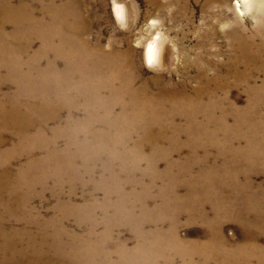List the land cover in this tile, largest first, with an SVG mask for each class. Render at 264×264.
I'll list each match as a JSON object with an SVG mask.
<instances>
[{
    "label": "bare ground",
    "instance_id": "6f19581e",
    "mask_svg": "<svg viewBox=\"0 0 264 264\" xmlns=\"http://www.w3.org/2000/svg\"><path fill=\"white\" fill-rule=\"evenodd\" d=\"M241 2L244 12L256 2L264 4L262 0ZM61 5L57 11L44 5L45 15L38 18L24 5L0 4V72L5 71L0 74V84L14 87L11 93L0 95V264H139L125 257L144 251L151 255L149 264H156L157 257H162L164 264L177 260L180 264H196V257L202 259L197 264L208 260L213 264H264V245L257 243L259 234L264 233V188L247 174L258 166L264 172V128L254 120L257 105L251 97L261 88L246 85L249 101L244 108L230 103L225 106V98L219 99L208 90L203 101L201 93L206 92L202 87L193 94L164 87L149 92L146 81L136 85L131 47L119 51L113 46L107 51L92 45L84 37L88 31L80 24V12L68 8V2ZM113 10L119 22L125 23L124 9L114 4ZM7 23L13 26L8 34L4 30ZM36 40L39 46L32 50ZM143 50L146 66L165 65L166 50L159 34ZM255 59L249 58L246 64L259 63L256 69H264V58ZM238 75L236 78H244ZM158 78L154 75L151 81ZM242 82L246 84V80ZM7 134L15 142L11 148L2 149ZM136 134L140 136L129 146ZM59 138L65 139L61 148L56 146ZM144 143L150 144L149 154L142 152ZM211 146L216 148L214 156L209 155ZM36 148H43L44 153L38 156ZM21 156L24 162L12 173L9 158ZM102 158L111 177H115L111 162L116 159L120 165L130 161L136 169L146 162L152 181H168L166 197L161 196L156 210L169 212L173 219L183 212L202 222L212 215L213 220L207 221L206 240L183 241L172 222L166 239H150L149 234L139 232L132 251L123 244L117 246L115 252L120 259L113 262L102 241L96 243L92 237L77 236L61 226L68 215L61 208L72 200L56 196L57 205L51 213L48 211V217L31 206L36 186L45 188L50 181L59 186L56 178L76 173V160L85 167ZM159 159L165 160L161 178L155 175ZM177 161H185V165L172 175ZM194 168L196 174L190 171ZM181 172L183 175H179ZM240 176L245 177L243 181L238 180ZM112 180L115 188H123L122 183ZM178 184L185 187L183 196L174 190ZM121 189L115 192L120 205L124 202ZM112 193L104 192V217L110 210L119 212V206H110ZM148 205L142 201V213L148 211ZM133 210L132 205L125 216L131 218ZM94 211L86 210L88 216ZM223 219L241 223L247 230L246 240L229 245L220 228ZM160 223H151L158 227L157 234ZM166 251L170 252L168 256Z\"/></svg>",
    "mask_w": 264,
    "mask_h": 264
},
{
    "label": "rangeland",
    "instance_id": "374dc122",
    "mask_svg": "<svg viewBox=\"0 0 264 264\" xmlns=\"http://www.w3.org/2000/svg\"><path fill=\"white\" fill-rule=\"evenodd\" d=\"M262 1L264 2V0ZM65 2H68V8L71 7V9L80 12V24L88 31L84 37L92 45L98 44L107 51L111 50L113 46H117L116 49L119 51H125L128 47L132 48L136 85L146 81L149 92L154 93L158 91V88L164 87L170 90H184L187 94H193V91L203 88L206 92L205 94L201 93L203 101L207 99L208 90L214 92L219 99L225 98V106L230 103L233 106L244 108L249 101L246 85L260 87L261 90L251 94V97L257 105L254 108L257 119L254 120L261 124V128H264V69H256L260 65L259 63L246 64L249 58H264V4L256 2L249 11L244 12L241 0H0V4H9L13 7L24 5L26 10L31 11L38 18L45 15V6L57 11ZM114 4L124 9L125 23L119 22L115 17ZM11 29L13 30V26L10 23L4 26L7 34L12 32ZM156 34H159L163 42V49L166 50L163 67H159L158 64L153 67L146 66L143 59L145 44ZM38 46L39 42L34 41L32 50H36ZM238 73L239 77L244 78H236L235 74ZM0 74L4 75L5 71L2 70ZM154 75L159 78L151 81ZM244 80H246L245 85L242 82ZM13 90L14 87L9 83L0 84V95L11 93ZM228 122L230 123L231 119ZM53 125L50 123V126ZM8 134L5 136L2 149L11 148L15 142V138L9 137ZM139 136L140 134H136L130 140L129 146H132ZM64 143L65 139L59 138L56 146L61 148ZM141 149L143 154H149L150 144L144 143ZM184 151L183 149V156L185 155ZM43 153V148H36L38 156ZM215 154L216 148L211 146L209 155L214 156ZM176 157L174 156L173 159H177ZM24 160V156L9 158L8 166L10 168L7 167L14 173L19 163ZM116 161L111 162L115 170V177H111V171L109 167L105 166L103 158L102 160H92L85 167L80 160H76V173L68 176L60 175L59 178H56V183L60 184L59 186L53 181L48 182L49 184L47 183L45 188L40 189L39 185L36 186L35 196H32V205H30L37 211H41L40 214L48 217L47 215L57 205V197L63 201L72 200L70 203H64L61 208L63 212L68 213L61 222V226L67 232L76 233L77 236L92 237L96 243L102 241V248L111 253L113 262L120 259L115 252L117 246L120 247L123 244L128 251H132L137 244L139 232L149 234L150 239H166L169 236L168 229L172 222L176 235L183 241L202 242L206 240L207 231H209L207 221L213 220L212 215L207 217V221L202 222L183 212L178 213L179 216L177 214L173 219L169 212L162 209L156 210V204L162 201L161 196L166 197L164 190L168 181L160 177V171L165 167L164 159L158 160L155 172V175L161 179L154 181L150 179L152 178L151 170L146 162H142L136 169L130 166L132 165L130 161L121 165L117 159ZM181 165H185V161H177V164L171 169V174L179 172ZM192 170H190L192 174L197 173L195 168ZM251 172V174L247 173L249 178L252 177L250 180L252 179L254 184L260 182L259 185L264 188V172L259 166ZM183 173L181 172L179 175H183ZM69 178L70 182H65ZM112 178L122 183L123 188H115ZM167 178L170 179L168 175ZM244 178V176H240L238 180L243 181ZM120 189L124 197L122 205H120L119 197L116 194ZM108 190L114 192L111 196L110 206L116 204L119 206V212L114 214V210H110L105 218L102 214V198L104 192ZM174 190L182 196L185 193V187L182 184H178ZM39 191H42L41 194L36 196ZM93 201L95 203H92ZM142 201L149 204L148 211L145 210L144 213L139 208ZM204 204L208 210L211 209V204L208 201H205ZM132 205L135 207V211H132L131 218H127L126 212L128 209L132 210ZM90 209H95L94 215L88 216L86 210ZM139 218L142 219L141 222L138 221ZM153 221L161 222L158 234V229H156L158 227L151 225ZM142 223H145V226ZM92 224H94V229H90ZM220 228L229 245L239 244L246 240L247 230L236 220L223 219L220 222ZM257 243L260 246L264 245V233L259 234ZM165 253H167L166 256L170 254L169 251ZM148 255L145 251L136 252L132 256L129 253L125 258L135 260V263L149 264L148 259L151 255ZM157 259L156 264H164L162 257H157ZM195 261L196 264L201 263L202 259L196 257ZM175 264H180V262L177 260ZM203 264H213V262L208 260Z\"/></svg>",
    "mask_w": 264,
    "mask_h": 264
}]
</instances>
